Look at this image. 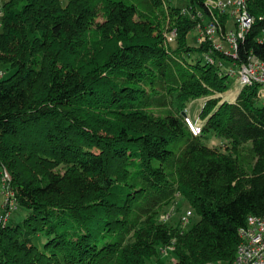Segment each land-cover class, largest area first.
I'll return each mask as SVG.
<instances>
[{
    "label": "trees",
    "instance_id": "obj_1",
    "mask_svg": "<svg viewBox=\"0 0 264 264\" xmlns=\"http://www.w3.org/2000/svg\"><path fill=\"white\" fill-rule=\"evenodd\" d=\"M246 3L233 57L187 42L205 0H0V169L26 209L0 224V264H165L172 239L173 264L232 263L247 216L264 217V97L220 96L223 66L264 61V0ZM199 98L193 134L181 112ZM177 195L187 229L159 219Z\"/></svg>",
    "mask_w": 264,
    "mask_h": 264
},
{
    "label": "built area",
    "instance_id": "obj_2",
    "mask_svg": "<svg viewBox=\"0 0 264 264\" xmlns=\"http://www.w3.org/2000/svg\"><path fill=\"white\" fill-rule=\"evenodd\" d=\"M208 7L209 15L208 20L197 23L200 32V41L213 39L215 34H218L226 40L230 45L227 51L219 43H215L217 50H223L225 54L236 56V51L239 41H242L246 33L250 30L255 18L248 12L246 0H205ZM232 18L233 27H227L224 23L222 25L221 17L226 14ZM264 31L262 36L259 37L260 41H264ZM175 38V30H171L166 34L167 41H172ZM203 58L213 63L215 59L210 53L203 54ZM241 68L237 71L236 82L239 90L244 86L257 84L262 87L260 96L264 97V61L260 60L257 56L249 55L246 62L241 64ZM0 71V76H2ZM189 116L186 117L189 127L193 134H198L201 125L197 122H190ZM10 196H13L11 192ZM10 204L6 205L5 220L11 214L12 210L16 207L15 202L9 201ZM191 214L190 210H186L179 217V222L185 224ZM3 216H0V220ZM163 222L169 219V214L161 215L160 218ZM182 225V226H183ZM240 241L237 245L236 254L231 264H264V217L249 214L246 218V224L239 228ZM174 250V239L160 247L161 255L167 256Z\"/></svg>",
    "mask_w": 264,
    "mask_h": 264
},
{
    "label": "rangeland",
    "instance_id": "obj_3",
    "mask_svg": "<svg viewBox=\"0 0 264 264\" xmlns=\"http://www.w3.org/2000/svg\"><path fill=\"white\" fill-rule=\"evenodd\" d=\"M171 3L176 5V6L186 7L188 5V0H171ZM195 11H196L195 15L197 17H201L199 19L200 22L201 21L205 22L206 20H208V15L203 13L202 9H200L199 7H196ZM224 15H225V17L223 19V22L225 23V25L227 27H233L232 26L233 22L231 20L232 18H230V16H228V13H227V16H226V14H224ZM99 20L101 21L102 18H100ZM0 31H1V27H0ZM200 32H202V28H201V30H199L198 27H195L188 32L187 42L191 46L198 45V42L200 41V38H201ZM206 42H210L214 50H217L215 48V43L221 44L223 46V49H225L227 51L230 49L229 43H227L226 40H224L223 37L218 35V34H215L213 36V39L207 40ZM218 51L219 52H225L223 50H218ZM241 66L242 65H234L231 63H228L227 66H223L224 68H226L228 70V74H229V86H228V89L225 92H223V95H225L224 98H226V100H231L233 98V95L229 92H234L238 88V84L236 82V76H237V71H239ZM0 71H2L3 76H8L11 74L12 69H5L4 67H0ZM261 90H262V87L258 86V88H257L258 96H260L259 94H260ZM260 97L262 98L263 96H260ZM203 100H204V98L192 100L189 102V104L187 105V108L185 109L187 116H189L192 119L193 123H195V122H197L199 124L203 123V120H200L198 118V115L196 116V114L199 112V110L201 108V104L203 103ZM188 125H189V123H188ZM207 142L209 145H212V146L223 147L224 144L227 143V140L220 138L218 136H215V135H208ZM10 180H11L10 171L7 168L2 167L0 169V216L2 215L3 218L0 220V224L5 221L4 215L7 211V210H5L6 205L10 204L9 201L15 202V200L13 199V196L12 197L10 196V194L12 192V190L8 184ZM186 210H190L188 203L180 195H177L175 197V199L173 200V202L165 209V211L159 215V219L161 218V215L169 214V219L167 220V222H169L170 224H175L176 222L179 221V217H180L181 213H183ZM12 212H13L12 218L15 220H19V219H22V217L25 215L26 209L22 208V207H17V208L15 207L12 210ZM9 215H11V214H9ZM197 220H198V216L195 214V212L191 211V214L188 218V221L184 225L183 224H181V225H183L184 229H187ZM156 259L157 258H154L151 262L147 261L146 264H151V263L157 264ZM160 259L162 260V262H165V264H173L174 261L176 260L175 251L173 250L167 256L161 255V252H160ZM204 264H214V263H204Z\"/></svg>",
    "mask_w": 264,
    "mask_h": 264
},
{
    "label": "crops",
    "instance_id": "obj_4",
    "mask_svg": "<svg viewBox=\"0 0 264 264\" xmlns=\"http://www.w3.org/2000/svg\"><path fill=\"white\" fill-rule=\"evenodd\" d=\"M238 91H239V88H237L234 92H229V93H231L232 95H233V98L231 99V100H228V101H233V99L235 98V96L237 95V93H238ZM228 93V94H229ZM220 96L222 97V100H226V98H224V96L225 95H223V93L222 94H220ZM200 99V98H199ZM204 101V100H203ZM202 105V104H201ZM199 113V112H198ZM198 113L196 114V116L198 115ZM190 120L192 121V119L190 118Z\"/></svg>",
    "mask_w": 264,
    "mask_h": 264
},
{
    "label": "water",
    "instance_id": "obj_5",
    "mask_svg": "<svg viewBox=\"0 0 264 264\" xmlns=\"http://www.w3.org/2000/svg\"><path fill=\"white\" fill-rule=\"evenodd\" d=\"M181 114H182L185 118L187 117V113H186L185 110H183V111L181 112Z\"/></svg>",
    "mask_w": 264,
    "mask_h": 264
}]
</instances>
